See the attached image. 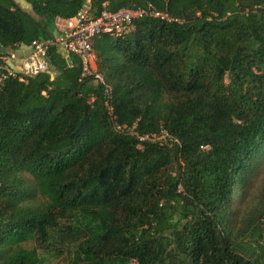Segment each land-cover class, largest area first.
I'll list each match as a JSON object with an SVG mask.
<instances>
[{"label": "trees", "instance_id": "trees-1", "mask_svg": "<svg viewBox=\"0 0 264 264\" xmlns=\"http://www.w3.org/2000/svg\"><path fill=\"white\" fill-rule=\"evenodd\" d=\"M86 1L0 0V48L52 37ZM147 4L178 22L91 41L111 114L60 48L0 86V264H264L242 243L264 222V0H89L93 17ZM111 117L175 143L137 149Z\"/></svg>", "mask_w": 264, "mask_h": 264}, {"label": "built area", "instance_id": "built-area-1", "mask_svg": "<svg viewBox=\"0 0 264 264\" xmlns=\"http://www.w3.org/2000/svg\"><path fill=\"white\" fill-rule=\"evenodd\" d=\"M143 17L178 22L166 12L158 11L150 4L136 9H120L115 12L103 9L93 17L90 14L89 0H87L75 16L64 19L60 34L45 40L33 41L29 45L30 52L25 56L18 58L15 49L0 48V86L8 79L24 82L27 77L48 72V50L52 47L60 48L66 55H73L78 59L82 78H92L94 82L102 86L104 106L111 114V88L96 70L91 41L101 34H108L113 38H123L134 30V21ZM111 126L114 132L138 140L137 149H142L143 145L149 142H164L169 147L175 143V141L173 143L169 141V135L165 130H161L158 134L142 136L135 131V125H118L113 117H111Z\"/></svg>", "mask_w": 264, "mask_h": 264}, {"label": "rangeland", "instance_id": "rangeland-1", "mask_svg": "<svg viewBox=\"0 0 264 264\" xmlns=\"http://www.w3.org/2000/svg\"><path fill=\"white\" fill-rule=\"evenodd\" d=\"M19 6H21L23 9H26L28 13H31L30 6L25 2V0H14ZM254 181L252 183V189L253 192L256 193L260 189V185L262 181L264 180V169H260L257 176L253 178ZM62 224L64 226L67 225V221H63ZM260 236L259 237H253L251 241L247 242L246 240L243 243V245H249L250 248H253V250L256 252V254H259V248L257 247L255 240H257L258 245L264 246V222L260 224ZM251 250V249H250ZM45 261L43 264H71V257L70 255H62L59 258H54L47 256L45 257Z\"/></svg>", "mask_w": 264, "mask_h": 264}, {"label": "crops", "instance_id": "crops-1", "mask_svg": "<svg viewBox=\"0 0 264 264\" xmlns=\"http://www.w3.org/2000/svg\"><path fill=\"white\" fill-rule=\"evenodd\" d=\"M23 10L27 12L26 9H23ZM63 25H64V19L57 18L55 20V31H54L53 34L54 35L60 34L61 29L63 28ZM29 52H30L29 46L21 45V46H18V47L15 48V53H16V55H17L18 58H20L22 56H25ZM64 57L67 60V62L69 63V56L64 53Z\"/></svg>", "mask_w": 264, "mask_h": 264}]
</instances>
